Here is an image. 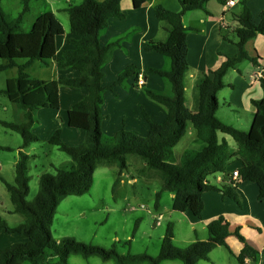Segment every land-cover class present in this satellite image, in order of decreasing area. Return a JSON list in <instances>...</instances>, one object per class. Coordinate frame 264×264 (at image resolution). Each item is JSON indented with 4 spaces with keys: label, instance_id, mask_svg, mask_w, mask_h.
<instances>
[{
    "label": "trees",
    "instance_id": "trees-1",
    "mask_svg": "<svg viewBox=\"0 0 264 264\" xmlns=\"http://www.w3.org/2000/svg\"><path fill=\"white\" fill-rule=\"evenodd\" d=\"M121 0H82L79 4L64 8L68 15L69 30L73 42L84 45V52L78 54H56L55 39L63 34V28L54 14L44 12L36 17L29 31L21 28L23 10L15 17L8 18L0 8V72L16 67L15 77L6 79L0 93L23 112L20 121L0 119V126L18 133L22 138L21 148L38 141L31 132L35 122L33 112L40 107H58L59 86L86 88L87 94L73 103L67 111L69 127L84 132V140L79 145H67L56 130L47 142L64 152L70 160L55 167V173L44 172L38 177V189L31 202L26 201L29 192V176L27 173L28 156L19 151V157L14 164V182L8 183L3 178L13 212L23 216L22 222L12 226L0 216V232L19 234L25 240L16 242L0 249V264H68V258L80 255L87 259L92 256L103 261L112 260L116 264H161L163 260H180L183 264H196L208 259V254L216 246H225L230 250L226 238L236 236L244 245L240 253L235 255L242 263L246 257L253 261L258 259L257 251L246 242L239 227L230 230L229 223L219 216L206 225L208 237L196 240L183 248L173 244V230L168 225L162 237L156 256L147 253L120 254L114 246L106 248L77 241L70 237L54 240L50 227L60 201L69 195L87 193L93 183V173L98 164L116 165L118 172L114 186L120 181L122 172L127 168L126 156L136 155L146 164L143 169L155 171L161 179V188L155 195V208L163 192L173 193L171 208L178 212H189L200 219L204 209L202 194L210 190H218L208 182V177L224 172L230 160L236 157L241 162L238 174L241 181L254 182L258 187V198L264 199V98L252 100L255 112L248 129L235 127L224 122L217 116L218 102L216 94L225 86L223 76L230 68L243 61L256 59L246 52L245 43L257 34L264 36V10L261 11L258 23L252 21V14L242 1V11L236 17L237 27L234 44L238 51L232 57H227L218 68L202 73L196 83L195 108L185 105L184 76L189 65L187 61L186 28L182 23V15L189 10L204 9L208 0H178L180 10H168L161 5L153 7L156 19L169 24L167 38L163 42L150 41L144 49L154 51L170 58L168 71L150 68L149 72L165 77L171 87V96L145 90L146 94L156 102L163 104L166 117L160 123L152 122L144 113L149 123L146 136H139L131 131L121 129L111 137L103 139L101 122L102 93L106 89L101 84L104 62L109 58L115 43L101 46L99 32L107 27L109 19H122L124 13L120 8ZM224 3V0H218ZM135 9L140 8L145 0H131ZM225 40H230L223 35ZM55 60L58 68L73 67L82 77L80 80L59 78L43 81L33 78L26 71L34 61L42 65ZM139 75L133 65L126 66L118 75L115 84L121 83L127 77L137 78ZM264 91V79H259ZM195 130L194 142L198 148L183 151L178 163L175 162L173 147L186 132L188 124ZM222 133L230 136L237 145L232 151ZM0 150H11L1 146ZM142 169V171H143ZM50 251V253L48 252ZM57 258L52 261L51 258Z\"/></svg>",
    "mask_w": 264,
    "mask_h": 264
},
{
    "label": "crops",
    "instance_id": "crops-1",
    "mask_svg": "<svg viewBox=\"0 0 264 264\" xmlns=\"http://www.w3.org/2000/svg\"><path fill=\"white\" fill-rule=\"evenodd\" d=\"M63 1V4L56 6V1L46 0L45 6H49V10L47 11L52 12L56 17L55 11L60 10L66 13L64 11L65 7L70 4H79L82 0ZM224 1V3H220L218 0H208L204 5V9L189 10L182 15V23L188 28L186 43L189 65L183 80L184 98L185 105L191 110L195 108L196 83L199 76L208 70L218 68L221 62L227 57L234 56L238 51L237 46L234 44L237 40L235 36V28L237 27L236 17L242 11L243 0H235L233 5H227L228 0ZM245 2L252 14V21L258 23L260 20L259 15L264 10V0H245ZM156 5H161L174 12L180 10L178 0H145L144 4L138 9L132 6L131 0H121L120 8L124 13V17L122 19H109L107 27L99 32L98 40L101 46L115 43L109 58L100 68L102 72L101 84L106 88L102 93V104L100 105L103 116L101 130L102 136L105 138L111 137L121 129L131 131L139 136H146L149 132V123L145 119L144 113L154 123H160L166 117V107L153 100L145 92L148 89L155 93L167 96L172 95L169 81L165 77L149 72L150 68L168 71L171 66L170 58L144 49L145 43L150 41L163 42L167 38L169 24L164 20L155 18L153 7ZM42 13L40 12L38 15ZM35 19L30 21L28 30L21 27L22 30L24 29L25 32L29 31ZM56 19L58 20L57 17ZM23 22L22 17L21 23ZM61 25L63 34L57 36L55 39L56 54L60 55L62 52L67 54L84 52V45L70 40V38H78V36L70 33L69 22L68 30H65L63 24ZM223 35H226L232 41L225 40ZM244 48L249 56L256 59V63L250 60H243L235 68L228 69L223 76L225 86L218 90L216 97L218 110L221 113L220 118L235 127L248 129L255 112L251 101L264 98V91L259 81L261 77L264 79V36L257 34L245 43ZM128 65L135 66L139 73L138 77L130 76L121 83L114 85L119 73ZM26 71L33 78L43 81L57 80L59 78L80 80L82 77V74L73 67L58 68L55 60H50L46 65H42L39 61H34L28 66ZM0 73L5 74L3 80L5 85L6 79L16 76L17 68H7ZM257 73H261L260 78L256 77ZM139 76L144 81L142 85H137ZM4 85L0 90L4 88ZM86 94V88L61 85L59 86L57 108L40 107L34 110L33 119L35 122L31 126V132L39 140L23 148H21L22 142L14 147L16 152L11 162L13 170L14 164L19 157V151L28 156V163L30 158H35L39 155L37 146L33 144L42 146L45 143L49 144L47 140L56 130L60 131V138L67 145H79L83 142L84 132L68 126L67 111L73 103L82 99ZM15 110L20 120H22L23 112L17 108ZM218 136L220 139L224 138L226 140L232 151L237 149L236 143L230 136L222 133H219ZM194 140L195 130L189 123L184 136L177 143L179 145L182 141L186 142L185 146L179 151L178 157L174 158L176 163L179 162L183 151L188 148L187 145L194 144V148L199 147V144H195ZM177 144L173 150L178 146ZM1 146L10 147L12 150V146L10 145ZM64 162H67V160L58 164H56L57 162H49L47 166L55 170V167ZM141 162L142 166L146 164L142 160ZM2 166L0 161V169ZM28 166L27 164V170ZM106 166L116 167V165ZM240 167L241 162L236 157H233L224 172H219L208 177V182L218 190H210L202 194L204 209L200 219L193 217L189 212H178L177 215L173 216L175 210L171 208V205H161L160 202H158V208H155L157 214L149 210L147 211L155 219L154 226L159 225L161 220L165 218V215L169 219H175L174 223H177V225L185 223L187 227L186 233L184 235L179 234L183 237L179 239L183 247L193 241L207 239V223L222 216L229 223L231 231L239 227L241 235L258 254L256 261L246 257L242 263L238 262L235 255L240 253L244 244L236 236L230 235L226 238L230 250L225 246H216L208 254V259L200 260L196 264H264V199L258 198V187L254 182L241 181L238 178L233 179L232 172L234 170L238 171ZM34 169L37 173L38 184L39 175L48 172L49 169L47 170L46 166L39 162L34 164ZM142 169L143 167L139 169L138 175L147 179L156 176L152 172L153 170L144 168L142 171ZM125 170L121 174L120 182H123L124 177L127 175ZM5 181L7 182V180ZM8 181L10 184L14 182V174ZM128 181L132 184L136 183L137 176L129 174ZM1 183L3 190L9 196L2 181ZM173 196V193H168L171 203ZM141 208H143V205H141ZM7 211L11 215L19 214L13 212L12 203ZM0 216L5 219L2 215ZM18 220L22 222L23 216L21 215V218ZM173 235V238L176 239L174 233ZM0 239L4 241L0 245V249L25 240L19 234H9L4 231L0 232ZM51 260L56 261L57 259L52 257ZM170 261L173 262V260ZM164 262L168 261L163 260L161 263L163 264Z\"/></svg>",
    "mask_w": 264,
    "mask_h": 264
},
{
    "label": "rangeland",
    "instance_id": "rangeland-1",
    "mask_svg": "<svg viewBox=\"0 0 264 264\" xmlns=\"http://www.w3.org/2000/svg\"><path fill=\"white\" fill-rule=\"evenodd\" d=\"M46 0H0V8L8 16L15 18L24 6L28 7V12L24 13L21 27L28 30L30 21L36 18L38 14L49 10V6H45ZM56 1V6L63 4V0ZM58 2V3H57ZM61 8V7H58ZM56 17L65 30H68L67 13L63 11H55ZM23 29V31H24ZM3 60L0 58V63ZM4 73H0V88L3 87ZM16 108L9 102L5 94L0 93V119L6 121H20L16 113ZM219 117V110L216 113ZM105 139V137H103ZM22 142L21 136L7 128L0 126V145H10L12 150H0V161L2 168L0 169V178L8 180L14 174L13 165L11 164L15 156L16 149L14 147ZM186 142L182 141L175 150H173L174 158L178 157L179 151L185 146ZM197 144V143H195ZM37 146L38 153L35 158H30L28 166V186L29 192L26 201L31 202L37 193V173L34 169L35 163H42L46 169L52 174L55 170L48 168L47 164L61 163L69 161L70 158L62 151L58 150L51 144L45 143L44 146ZM176 145V144H175ZM194 145V144H193ZM193 145H187V149L194 148ZM191 146V147H190ZM175 147V146H174ZM174 147L172 149H174ZM44 152V153H43ZM128 167L125 170L127 175L123 182H118L114 186L117 175V167L98 164L93 173V183L91 189L83 195H69L63 198L54 214L53 222L50 227L51 236L54 240H60L63 237H70L77 241L89 243L102 247H112L120 254H142L147 253L152 256L158 254L162 237L168 225H171L176 239L173 244L176 247L183 248L179 239H181L187 231L185 223L175 224L173 218H165L161 220L159 225L154 226V217L150 212L155 211V195L161 188V180L155 171L156 176L151 179L138 175V171L142 166L141 159L136 155L126 156ZM61 165V164H60ZM129 174L137 176V182L132 184L128 181ZM36 181V183H34ZM161 205H171L168 198V192H163L159 198ZM143 205V208H141ZM11 207L9 196L3 190L0 181V215H2L10 225L21 222L19 214H8ZM163 210V209H162ZM173 216L178 214L174 211ZM176 232V233H175ZM180 234V235H179ZM8 237L6 234H4ZM162 236V237H161ZM183 238V237H182ZM0 239V245L3 244ZM19 242H23L19 241ZM50 252V251H49ZM57 259V258H56ZM163 264H183L180 261L167 260ZM24 264H30L25 262ZM68 264H116L112 260L103 261L99 257L92 256L87 259L80 255L73 254L68 258ZM137 264H148L141 262ZM162 264V263H161Z\"/></svg>",
    "mask_w": 264,
    "mask_h": 264
},
{
    "label": "built area",
    "instance_id": "built-area-1",
    "mask_svg": "<svg viewBox=\"0 0 264 264\" xmlns=\"http://www.w3.org/2000/svg\"><path fill=\"white\" fill-rule=\"evenodd\" d=\"M234 3H235V0H228L227 1V5H233ZM256 77L260 78L261 77V73H257ZM143 82H144L143 79L139 76V78L137 80V85H142ZM232 177H233V179H237L239 177V174H238L237 170H234L232 172Z\"/></svg>",
    "mask_w": 264,
    "mask_h": 264
}]
</instances>
